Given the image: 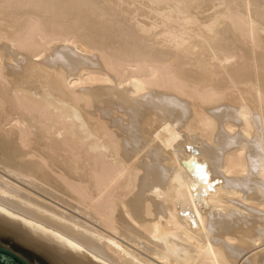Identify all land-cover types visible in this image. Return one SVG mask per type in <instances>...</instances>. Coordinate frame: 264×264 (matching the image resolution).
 Here are the masks:
<instances>
[{
    "label": "bare ground",
    "instance_id": "6f19581e",
    "mask_svg": "<svg viewBox=\"0 0 264 264\" xmlns=\"http://www.w3.org/2000/svg\"><path fill=\"white\" fill-rule=\"evenodd\" d=\"M0 236L264 264V0H0Z\"/></svg>",
    "mask_w": 264,
    "mask_h": 264
},
{
    "label": "rangeland",
    "instance_id": "374dc122",
    "mask_svg": "<svg viewBox=\"0 0 264 264\" xmlns=\"http://www.w3.org/2000/svg\"><path fill=\"white\" fill-rule=\"evenodd\" d=\"M7 236H0V247L8 249L14 252L16 255L21 257L28 264H46L43 259H41L37 254H35L31 249L25 247ZM35 254V255H34ZM39 257V258H38Z\"/></svg>",
    "mask_w": 264,
    "mask_h": 264
},
{
    "label": "water",
    "instance_id": "95a60500",
    "mask_svg": "<svg viewBox=\"0 0 264 264\" xmlns=\"http://www.w3.org/2000/svg\"><path fill=\"white\" fill-rule=\"evenodd\" d=\"M0 264H28L14 252L0 247Z\"/></svg>",
    "mask_w": 264,
    "mask_h": 264
}]
</instances>
